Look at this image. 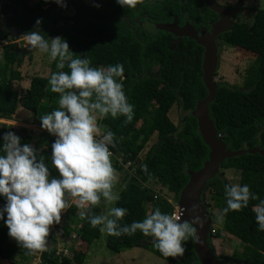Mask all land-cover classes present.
Segmentation results:
<instances>
[{
  "label": "trees",
  "instance_id": "obj_1",
  "mask_svg": "<svg viewBox=\"0 0 264 264\" xmlns=\"http://www.w3.org/2000/svg\"><path fill=\"white\" fill-rule=\"evenodd\" d=\"M6 1V4H15L17 13L0 36L6 37L11 31H18V35L24 37L26 32L33 30L36 19L40 18L38 27L45 39L62 37L74 58L85 56L92 66L123 65L122 82L127 100L134 106L133 118L130 122L125 121L123 116L99 121L103 131L111 130L114 133L115 147H110L113 152L110 159L115 174L124 170L116 155L122 156L125 163L130 162L125 170V186L115 203V207L128 209L119 223L124 225L133 220H142L155 208L162 213L172 214L173 204L180 199L189 181L188 171L201 169L209 158L210 148L202 138L197 119L192 115L198 102L208 95L203 80L205 49L193 38L175 36L154 28V25L176 23L182 27L188 22L199 31L215 23L219 14L209 9L205 0H143L132 9L120 7L115 0H89L86 5L85 0H77L74 13L78 22L57 28L54 24L57 12L49 8L52 0H36L34 4H30L32 0H25L22 4H19L21 0ZM95 4L99 7H95ZM68 9L67 3L61 10ZM109 12L116 17L108 18ZM124 18H128V21ZM146 22L152 28L146 29L143 26ZM218 46L219 51L225 46L244 51L255 61L246 70L244 86L217 83V98L210 106V116L217 134L233 151L264 148V9L256 12L251 24H233L230 31L219 36ZM23 51L12 41L3 46L0 116L16 114L21 105L40 124V115L58 107L59 94L49 91L48 78L42 76H34L29 87L21 92L14 87V81L22 80V73L17 67L26 52L35 50L24 48ZM52 69L53 72L57 71L55 61L52 62ZM63 70L67 71V68ZM175 104L187 112L180 126L175 125L169 116ZM6 131L18 135L21 144L30 143L39 149L51 175H57L50 163L53 136L45 131L35 140L34 135L26 129L17 131L11 125L0 124V133ZM154 136H157V141L144 154ZM232 171L238 173L237 181H231L225 175ZM154 180L167 187L175 198L162 194L155 198L156 190L149 186ZM225 184H247L250 193L257 195L256 200L249 199L247 207L238 212L229 211L219 220H224V233L243 245L240 252H234L224 259L225 264H264V231L257 230L252 211L253 206L264 199V154L246 153L227 159L218 175L208 182L205 190L208 200L204 203L212 223L220 210L226 207ZM102 200L92 207V215H100ZM3 203L0 198V205ZM77 212L74 204L67 210L66 216L74 225L67 226L65 237L71 236L74 229L77 239L90 246L101 237L100 226L90 227L87 216L81 220ZM78 225L81 226L77 228ZM213 229L215 233L211 232L209 243L215 250L213 239L221 237V230L212 224ZM7 231L0 221V259L8 261V264H30L38 254H41V264H84L86 261L85 252H78L73 257L58 255L56 247L50 244L53 243L54 233H51L45 251L30 253L19 248ZM107 246L117 253L143 246L172 264H201L191 239L184 245V255L176 258L163 257L139 231L131 236L108 235Z\"/></svg>",
  "mask_w": 264,
  "mask_h": 264
},
{
  "label": "clouds",
  "instance_id": "obj_2",
  "mask_svg": "<svg viewBox=\"0 0 264 264\" xmlns=\"http://www.w3.org/2000/svg\"><path fill=\"white\" fill-rule=\"evenodd\" d=\"M142 2L115 0L120 7L129 9ZM55 3L65 6L63 0H55ZM40 23L37 18L33 30L24 34V48L47 53L49 61H55L57 71L49 76L48 85L50 92L59 94L58 107L38 118L40 128L54 137L50 163L57 175H51L39 149L30 143L21 144V138L12 131L0 133V198L4 201L0 205V221L7 227V235L19 248L30 253L45 251L51 235L49 228L60 224L61 213L70 207L68 197H71L80 219L87 216L90 227L100 226L99 231L116 237L131 236L139 231L163 257L183 256L185 243L190 239L198 240L194 225L202 226L203 221L199 215H193L191 221H181L180 216L174 214L179 200L173 204L172 214L155 208L142 220L124 225L119 221L127 214V208L114 206L106 214H91L92 207L97 206L101 198L106 204L120 199L113 191L117 177L110 159L113 156L110 147H115L114 133L102 132L97 121L120 116L127 122L132 120L134 106L128 102L122 82L124 68L120 63L92 66L85 56L74 58L62 37L45 39L38 27ZM23 61L20 65L26 63ZM65 68L67 71L63 70ZM218 136L221 139V135ZM116 158L127 169L130 162L125 163L122 156L116 155ZM159 194L162 193L155 191L154 197ZM224 196L226 207L220 210L218 219L229 211L238 212L247 207L250 198L257 199L247 184H225ZM196 209L197 205L193 204L191 211L195 213ZM252 211L257 230L264 231V199H260ZM54 231L55 228L51 233ZM57 254L62 255L58 251ZM37 257L41 264V254L32 261Z\"/></svg>",
  "mask_w": 264,
  "mask_h": 264
},
{
  "label": "rangeland",
  "instance_id": "obj_3",
  "mask_svg": "<svg viewBox=\"0 0 264 264\" xmlns=\"http://www.w3.org/2000/svg\"><path fill=\"white\" fill-rule=\"evenodd\" d=\"M82 1V0H81ZM6 0H0V33L3 32L2 27L7 22V20L11 21L12 18L10 16L14 13L13 6L10 4H6ZM36 0H32L30 3L34 4ZM67 1L63 2L66 4ZM89 0H85L84 4L88 3ZM91 2V0H90ZM241 2L242 13L238 14L234 19V26H236L239 22L245 24H251L253 21V17L259 9H264V0H217V3L223 6H226L230 10H234L237 8V4L239 5ZM69 9L63 11L60 14V22H58L57 27L63 26L66 22H74L77 18V15L74 13V6L76 0H69L68 2ZM54 5H57L54 1ZM85 4V5H86ZM91 4V3H90ZM59 6V5H57ZM61 7V6H60ZM76 12V11H75ZM14 41L18 44L21 51L24 53V41L25 37L21 35H12V33L8 36V39L3 40L0 39V59L3 53L2 47L8 41ZM35 52V51H34ZM34 52L25 53L26 63L24 64V68L20 69L22 76V81L19 83H13L14 87L18 91L26 90L29 85L30 81L34 76H42L49 78L51 73L53 72L52 69V62L49 61L47 53H41L40 56L37 51L35 54ZM30 55L34 58V62L28 61ZM34 55V56H33ZM89 61V60H88ZM255 61L254 57L250 54L245 53L239 49H236L231 46H225L224 48L220 49L219 53V64L218 69L216 72L215 81L216 83H228L230 85L236 86H244V80L246 77V70L253 64ZM32 62V64H30ZM27 65V67H26ZM16 85V86H15ZM17 116H0V124H8L15 128V130L20 131L22 129L28 130L34 135V139L37 140L41 136V133L46 131L40 128V124L38 125L31 112L25 109L23 106L19 105ZM187 114L186 111L180 109L179 104H175L169 116L171 120L174 122L175 125L180 126L182 124V120L184 116ZM98 125L99 121H97ZM103 132V128L101 127ZM157 141V136H154L145 148V153L150 149V147ZM126 168L122 171L116 173V181L113 187V191L120 194L122 189L125 186L124 178L126 177ZM225 175L231 181H237L238 173L235 171L227 172ZM151 187L162 195H165L171 199L173 194L165 187L161 182L154 180L149 183ZM205 201L208 200V195L205 194ZM73 198L68 197V203L72 204ZM115 202L111 204H106L104 200L101 202V209L100 214H106L110 207L115 206ZM64 210L62 212H66ZM215 211V210H214ZM63 214V213H62ZM218 216H215V222L212 223L218 230H221V237L213 239V243L215 245L214 254L218 255L222 260L226 257L231 256L234 252H240L243 249V245L232 236L226 235L227 233L223 231V219L219 221ZM219 221V222H218ZM69 225H74V223L70 222L65 215V217H61V221L59 225L53 224L50 226L49 230L55 228L54 231V239L52 246L56 247L57 250L62 254H67L70 257H73L78 252H85L87 253V258L84 264H172L164 259L158 257L149 249H146L143 246H138L133 249L126 250L122 253L113 252L107 246L108 235L104 232L101 233V237L98 240H95L90 246L86 244V242L77 239L76 230L71 231V237H65L66 228ZM50 246V245H49ZM51 247V246H50ZM52 248V247H51ZM0 264H8V261L0 259ZM30 264H40L39 257L35 260H31Z\"/></svg>",
  "mask_w": 264,
  "mask_h": 264
},
{
  "label": "water",
  "instance_id": "obj_4",
  "mask_svg": "<svg viewBox=\"0 0 264 264\" xmlns=\"http://www.w3.org/2000/svg\"><path fill=\"white\" fill-rule=\"evenodd\" d=\"M206 6L219 14V19L199 31L190 23L179 26L172 24H157L156 27L161 30L173 33L175 36H187L196 40L205 49L203 57V80L208 90V95L202 101H199L192 115L198 121L199 131L204 142L209 146V158L204 166L196 171H188L189 181L180 194V205L184 208V215L181 221H191L193 215H199L203 225H194L197 229L198 240L194 242L195 252L201 264H225L224 260L219 259L209 243L211 238L212 220L209 218L208 210L204 203L205 190L209 181L214 179L221 165L230 158L244 155L246 153L264 154V148L255 147L252 149H241L233 151L227 148L226 143L219 138L217 130L210 116V106L217 98L218 85L215 82L216 72L219 64V46L218 38L221 34L230 31L233 27V18L237 16L242 4L236 9L230 10L226 6L218 4L215 0H205ZM55 9V7H52ZM197 205L196 212L191 211L192 205Z\"/></svg>",
  "mask_w": 264,
  "mask_h": 264
},
{
  "label": "flooded vegetation",
  "instance_id": "obj_5",
  "mask_svg": "<svg viewBox=\"0 0 264 264\" xmlns=\"http://www.w3.org/2000/svg\"><path fill=\"white\" fill-rule=\"evenodd\" d=\"M25 0H21L20 2H19V4H22L23 2H24ZM53 2H52V4L49 6V8L50 9H52V7H55V9H52V10H55L57 13H56V15H55V17H54V24L56 25V27H57V24H58V22H60L59 20H60V14L62 13V7H60V6H57V5H54L53 3H54V1L55 0H52ZM65 1H69V0H63V2H65ZM77 1V0H76ZM67 2H66V4H67ZM28 3H29V1H28ZM31 4V3H30ZM10 5V4H9ZM15 4L13 3L12 4V6H13V9H14V13L12 14V16H10V18H12L13 19V17H14V15H15V12L17 13V8H16V6H14ZM65 5V4H64ZM116 16H115V14L114 13H112V12H109V14H108V18H110V19H114ZM12 19H11V21H12ZM10 20V19H9ZM9 20H7V22L3 25V27H2V30H3V32L6 30V28H7V26L10 24V22L11 21H9ZM124 20L125 21H128V18H124ZM78 22V18H76L75 19V21L74 22H66L63 26H66V25H69V24H76ZM156 25L157 24H155L154 25V28H156V29H158L157 27H156ZM63 26H60V27H57V28H61V27H63ZM143 26L146 28V29H150V28H152V26H151V24H149V23H144L143 24ZM2 32V33H3ZM12 33V35H18L19 34V32L17 31V32H15V31H11V32H9L8 34H7V36L6 37H2V36H0V39H3V40H6V39H8V36L10 35ZM1 34V33H0ZM53 37V36H52ZM55 37V36H54ZM13 41V40H12ZM25 58V56L23 57V59Z\"/></svg>",
  "mask_w": 264,
  "mask_h": 264
},
{
  "label": "crops",
  "instance_id": "obj_6",
  "mask_svg": "<svg viewBox=\"0 0 264 264\" xmlns=\"http://www.w3.org/2000/svg\"><path fill=\"white\" fill-rule=\"evenodd\" d=\"M12 16V15H11ZM20 48V47H19ZM3 50V49H2ZM38 50H36L35 52H34V54L37 52ZM38 53H40V52H38ZM2 55H3V53H2ZM40 56L42 55L41 53L39 54ZM34 56V55H33ZM33 60V61H32ZM3 60H2V56H1V59H0V62H2ZM28 61H32V62H34V58L32 57V56H30V58L28 59ZM23 62H26V60L25 61H23ZM32 62H30V64H32ZM25 66L22 64V65H20L19 66V69H23ZM26 67H27V65H26ZM22 76H23V74H22ZM20 81H22V80H20ZM15 82H17V83H19V81H14L13 83H15ZM16 86V85H15ZM18 113V112H17ZM11 117H15V116H17V114H14V115H10ZM39 125V124H38ZM33 135V134H32ZM38 140V139H37ZM73 205V203L70 205V207ZM69 207V208H70ZM68 208V209H69ZM67 209V210H68ZM63 213V214H62ZM61 213V217H65V215H66V213H67V211L64 213V212H62ZM78 213V212H77ZM68 218V217H67ZM68 220L70 221V219L68 218Z\"/></svg>",
  "mask_w": 264,
  "mask_h": 264
},
{
  "label": "built area",
  "instance_id": "obj_7",
  "mask_svg": "<svg viewBox=\"0 0 264 264\" xmlns=\"http://www.w3.org/2000/svg\"><path fill=\"white\" fill-rule=\"evenodd\" d=\"M183 212H184V210L181 208L180 205H178V206L176 207V210H175L174 214H175V215H179V216H180V219H182V217H183ZM212 233H215V230H214V229L212 230ZM50 234H51V230H49V235H50ZM58 253L61 254V253L59 252V250H58ZM62 255H67V254H63V253H62Z\"/></svg>",
  "mask_w": 264,
  "mask_h": 264
}]
</instances>
